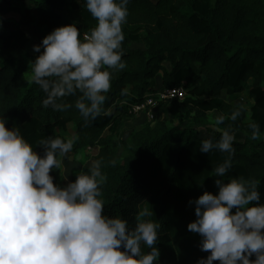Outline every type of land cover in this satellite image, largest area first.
Listing matches in <instances>:
<instances>
[{
  "label": "trees",
  "instance_id": "1",
  "mask_svg": "<svg viewBox=\"0 0 264 264\" xmlns=\"http://www.w3.org/2000/svg\"><path fill=\"white\" fill-rule=\"evenodd\" d=\"M127 9L121 45L126 67L111 78L100 116L86 121L74 106L78 96L63 98L73 105L66 111L45 108L46 94L31 81L29 71L40 53L30 54L29 37L16 33H0V115L7 118L5 127L19 128L40 156L38 142L48 137L65 140L55 128L72 124L74 149H94V159L107 177L101 186L104 214L134 226L141 202L148 199L150 220L160 224L154 246L159 250L171 243L177 264H197L210 252L202 251V237L187 229L196 219L195 205L189 201L205 191L217 194L214 169L229 155L199 150L204 140L215 143L222 136L212 132L202 137L195 129V122H202L207 113L223 114L236 130L225 182L236 178L255 183L264 204V138L253 140L250 127L256 123L260 135L264 133V0H129ZM31 17L42 39L60 26L75 23L83 35L96 25L85 0H27L23 18ZM158 76L161 88L184 86L187 91L182 100L159 105L166 103L173 116L192 120L171 127L161 118L123 139L125 121L133 115L131 104L156 91ZM249 81L253 104L245 121L246 110L221 96L241 93ZM237 109L240 116L233 121L230 115ZM49 174L55 185L66 186L60 169ZM81 174H90V168Z\"/></svg>",
  "mask_w": 264,
  "mask_h": 264
},
{
  "label": "clouds",
  "instance_id": "2",
  "mask_svg": "<svg viewBox=\"0 0 264 264\" xmlns=\"http://www.w3.org/2000/svg\"><path fill=\"white\" fill-rule=\"evenodd\" d=\"M128 3L85 0L95 27L81 35L75 23L60 26L33 46L40 54L31 65V81L46 94L45 108L66 111L73 105L63 98L78 96L74 106L86 121L101 115L111 88L106 69L126 67L121 45ZM239 116L237 109L230 119ZM6 119L0 115V264H158L154 245L160 224L146 219L153 216L151 207H139L131 227L126 219L105 215L101 186L107 177L100 161L92 162L90 174L55 185L49 173L62 168L61 157L71 152L74 139H41L40 156L19 128L5 127ZM223 120L220 116L216 123ZM250 127L251 138L260 139L259 125ZM234 140L224 131L219 141L204 140L199 147L203 153L216 149L229 155L214 169L217 194L205 191L189 201L196 219L187 229L198 233L201 250L210 252L197 264H264V204L258 187L224 179L232 167Z\"/></svg>",
  "mask_w": 264,
  "mask_h": 264
},
{
  "label": "rangeland",
  "instance_id": "3",
  "mask_svg": "<svg viewBox=\"0 0 264 264\" xmlns=\"http://www.w3.org/2000/svg\"><path fill=\"white\" fill-rule=\"evenodd\" d=\"M27 4V0H1L0 1V33H16V34H25L29 37V52L34 54L33 46L40 45L42 37L37 32L35 26V18L31 17L26 20L23 18V9ZM134 46H142L141 44H134ZM31 68H29V71ZM111 72V78L114 77L119 70L116 69H106ZM30 73V72H29ZM157 89L161 88V80L158 76L156 78ZM251 87V82L246 83V88L236 95L221 96L225 101L232 103L238 107H243L246 110L245 121L249 120L250 107L253 104V100L248 93L249 88ZM166 103H162L157 106V112L155 120L163 118L167 124L171 127H176L180 125H187L190 118L183 117V115L173 116L167 109ZM220 116L224 117L222 123L217 124L216 119ZM154 120V121H155ZM148 123L144 113H138L131 115L124 124V129L122 132L123 139H129L131 130H136L141 128L143 125ZM195 129L199 132L202 137H207L212 132H224L228 131L230 134L234 135L236 130L233 129L230 123L225 121V116L217 111L207 113L202 120V122H195ZM61 130V129H60ZM63 131V130H62ZM65 141L67 139H74L73 149L71 152L67 153L64 157H61L62 168L60 169L61 174L64 179L65 185L68 182H72L74 177L80 172L83 168H91L92 162L95 161V150L92 148L79 149L75 150V140L76 135L73 128H70L68 131L62 132ZM261 138H264V133L260 135ZM148 199H145L141 202L139 207L149 206ZM146 219H150L146 218ZM146 249L144 251L146 252ZM159 257L158 264L160 261H163L165 264H177V258L174 251V248L171 243H164L159 248Z\"/></svg>",
  "mask_w": 264,
  "mask_h": 264
},
{
  "label": "built area",
  "instance_id": "4",
  "mask_svg": "<svg viewBox=\"0 0 264 264\" xmlns=\"http://www.w3.org/2000/svg\"><path fill=\"white\" fill-rule=\"evenodd\" d=\"M186 93L187 91L184 86L159 88L154 92L147 93L141 102L131 104L129 112L133 115L144 113L146 120L153 122L159 103L174 99L182 100L186 96Z\"/></svg>",
  "mask_w": 264,
  "mask_h": 264
},
{
  "label": "crops",
  "instance_id": "5",
  "mask_svg": "<svg viewBox=\"0 0 264 264\" xmlns=\"http://www.w3.org/2000/svg\"><path fill=\"white\" fill-rule=\"evenodd\" d=\"M136 45V44H135ZM132 46H134V45H132ZM70 128H73V130H74V126L72 125V124H67L66 126H65V129L63 130L62 128H60V127H56L55 128V130H56V132L57 133H59L60 135H62L63 136V134H62V132L63 131H68ZM61 129V130H60ZM63 130V131H62Z\"/></svg>",
  "mask_w": 264,
  "mask_h": 264
}]
</instances>
